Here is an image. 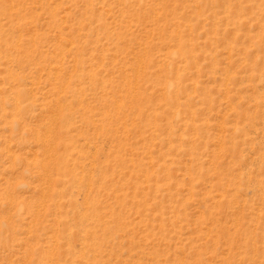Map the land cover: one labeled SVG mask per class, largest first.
Listing matches in <instances>:
<instances>
[{
  "label": "rangeland",
  "instance_id": "obj_1",
  "mask_svg": "<svg viewBox=\"0 0 264 264\" xmlns=\"http://www.w3.org/2000/svg\"><path fill=\"white\" fill-rule=\"evenodd\" d=\"M0 264H264V0H0Z\"/></svg>",
  "mask_w": 264,
  "mask_h": 264
}]
</instances>
